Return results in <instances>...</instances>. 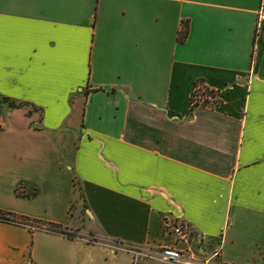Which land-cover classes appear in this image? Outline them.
<instances>
[{"label": "crops", "instance_id": "0c3cea01", "mask_svg": "<svg viewBox=\"0 0 264 264\" xmlns=\"http://www.w3.org/2000/svg\"><path fill=\"white\" fill-rule=\"evenodd\" d=\"M0 96L25 104L0 111L3 211L123 246L171 217L206 254L264 220V0H0ZM27 262L132 255L0 221V264Z\"/></svg>", "mask_w": 264, "mask_h": 264}, {"label": "built area", "instance_id": "2783aa9c", "mask_svg": "<svg viewBox=\"0 0 264 264\" xmlns=\"http://www.w3.org/2000/svg\"><path fill=\"white\" fill-rule=\"evenodd\" d=\"M194 93V103L202 102L201 96ZM192 93V94H193ZM196 93V95H195ZM0 117V128H2ZM13 224L21 226L30 232L46 231L62 233L66 237L80 238L87 243L107 244L114 253L125 251L132 255V264H146L148 261H155L161 264H211L212 259L219 255V251L213 252L210 256L203 250L206 240L204 233H197L189 224L182 221H175L171 217H166L164 223V237L166 241L159 246H123L117 243H107L95 236H80L74 231L61 226L44 224L33 219L21 216H11ZM26 264H32L27 262Z\"/></svg>", "mask_w": 264, "mask_h": 264}, {"label": "rangeland", "instance_id": "374dc122", "mask_svg": "<svg viewBox=\"0 0 264 264\" xmlns=\"http://www.w3.org/2000/svg\"><path fill=\"white\" fill-rule=\"evenodd\" d=\"M5 105L8 104L3 103L0 106L3 114L6 111ZM242 221L230 227L231 236L236 240L235 244L231 243L232 237L227 238L225 246L219 245V255L212 259L211 264H264V220L259 215L245 213ZM148 262L159 264L155 261Z\"/></svg>", "mask_w": 264, "mask_h": 264}, {"label": "trees", "instance_id": "16d2710c", "mask_svg": "<svg viewBox=\"0 0 264 264\" xmlns=\"http://www.w3.org/2000/svg\"><path fill=\"white\" fill-rule=\"evenodd\" d=\"M187 36H188V29L186 27L179 32L178 40L180 42H184L185 39L187 38ZM212 93L213 92L208 90L207 88H205V89L201 88L197 91L198 96L211 95ZM195 95H196V93H195ZM194 100H195V98H194V93H193L191 96V104L192 105H195ZM208 102H209L208 98L203 99L204 105H206ZM3 103L8 104L10 107H20V106L25 105L24 103H16L15 101L11 100L9 97L0 96V106L3 105ZM11 216H18V215H15L11 212L3 211L0 209V221L13 223L14 221L11 220V218H10ZM21 217H24V216H21ZM24 218H28V217H24ZM51 225H53V224H51ZM53 226H58V225H53Z\"/></svg>", "mask_w": 264, "mask_h": 264}]
</instances>
